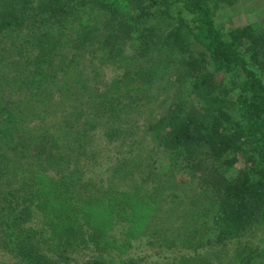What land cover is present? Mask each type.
<instances>
[{
  "label": "trees",
  "instance_id": "obj_1",
  "mask_svg": "<svg viewBox=\"0 0 264 264\" xmlns=\"http://www.w3.org/2000/svg\"><path fill=\"white\" fill-rule=\"evenodd\" d=\"M237 2L0 0V234L20 264L100 252L115 217L139 238L148 209L161 214L160 233L173 220L179 235L188 232L187 244L151 234L152 243L200 249V264L227 258L229 243L264 224V27L224 22L223 7ZM105 66L119 76L109 81ZM176 80L165 115L147 107L154 86ZM83 97L85 114L72 120L65 106ZM111 139L118 147L104 152L98 142ZM146 149L154 172L173 169L203 189L185 215L177 214L178 193L152 204L123 189L153 157L141 159ZM90 155L92 175L115 161L98 188L83 178ZM243 253L236 264H264L260 248ZM193 257L157 264H197Z\"/></svg>",
  "mask_w": 264,
  "mask_h": 264
},
{
  "label": "rangeland",
  "instance_id": "obj_2",
  "mask_svg": "<svg viewBox=\"0 0 264 264\" xmlns=\"http://www.w3.org/2000/svg\"><path fill=\"white\" fill-rule=\"evenodd\" d=\"M222 15L228 16L222 19L224 22L233 26L257 24L259 26L264 27V0H238L237 4L234 7H223ZM8 37V39H11L10 42L16 41L18 39V35L15 32L8 34ZM17 43L21 44L22 40H18ZM101 73H106L107 75L105 76L108 78L109 81L119 76V72L116 73L115 69L111 68V66L103 67V69H101ZM179 85L180 83L176 80L167 87L162 83H159L154 86L153 91L151 93V98L147 100L150 101L147 107L152 108L155 113L165 115L167 109L169 108V104L175 100L174 94L177 91V88L179 89ZM100 86L101 84L98 87ZM102 89L103 87L101 86V93L103 92ZM56 97L58 98V96ZM85 101L86 100L83 97V99L73 102L72 106H65L66 112L73 114L74 117H76H73L72 120H76L77 118H79L78 116L81 113V116L85 114V107L83 105L85 104ZM91 106L94 112L95 109L99 110V108L95 107V104ZM137 120H139L138 126L142 128V120H145V116L142 115L141 118H138ZM106 121H108L107 118ZM74 122L75 121H72V124H75ZM76 127L78 126L75 125L74 128ZM105 130L108 131L107 129ZM115 145L118 147V144L116 143L115 139L98 142V146L100 148H103L102 150H104V152H111V147ZM109 152L105 153L104 156L108 155ZM145 155H150V157L153 155V157L148 158ZM123 156L124 154L122 153V155H119L117 157H120L121 159ZM145 157L147 158L146 161H144L142 164L140 163V166H137L135 168V172L133 174L126 176L128 180L123 182V186L125 187L123 189L128 191V193H130L132 197H135L138 200L144 202L149 201L152 204H156V202L164 204V200H167V202H169V200H173V197H170L169 195L172 194V192H175L179 195V207L176 208L179 209L177 211V214L182 213L183 215H185L186 210H192V208H194L192 203L196 200L195 192L199 193L200 189L203 190L202 188H200V186H197V190H194L196 181L191 179V176L188 177L187 175H183L184 179L180 181L178 179V176L180 174L174 171L173 169L166 170L164 168H161L160 170H156L154 172V166L157 167L158 164L156 162V164L153 166L154 160L152 161V159L155 158L153 152H151L150 149H146L141 155V159ZM93 158V155H90L86 158V160L83 161V163L85 164L84 169L86 173L84 175L82 173L83 178L87 180L89 184L92 183V187L95 185V183L99 182V179H101V177L106 178L107 176H112L115 173L114 170L116 169L115 161L111 163L108 162V164L102 166V168L98 172L101 173V175H92L91 173H89L90 170L87 171V169L89 168V166L93 165V161L95 159ZM49 172L53 174L55 173V169L51 168ZM191 180H193L195 183H193ZM161 184H165V186L160 187L159 185ZM102 185H105V180H103L101 183L99 182V185L96 188L101 187ZM201 206L202 202L200 203V207ZM157 214L158 212L155 211L154 214L152 213V217L151 212L148 209V215H150V218L144 221L145 225L144 230H142L143 234L139 238H137V236L135 238H132L133 231L131 228V222H129L127 219H123L122 217L113 218V229L109 231V233L106 235L107 246L102 251L100 250V252L93 253V251H91L92 249H90V251H86L85 253L78 256L76 259L64 264H83L87 260L100 257L106 259L107 263L111 262L113 264L118 263L120 260L126 262L129 259L136 260L140 264H157L161 263L162 260L165 258H171L172 260L175 259L177 260L175 263H177L181 260V258H188L193 256H195L197 264H200V249L196 250L195 254L187 246L185 248H178L177 246L170 247L169 241H167L168 244L165 242L157 244L152 243L154 241V236L152 237L151 234L157 235L158 238L159 236L167 238V240H169L168 235H170V238L174 239L173 243H175L176 239L177 241L183 240L187 244L185 235L188 232L186 230H183L181 235L177 233L178 230L181 229L180 224H178L179 220H177L176 222L174 220L170 221V229L167 231V228H163L166 231H164V233L162 234L159 232L161 231L160 219L159 221H157L158 224L155 225V221L158 220V217L160 218L161 215ZM154 216L155 218H157L156 220L154 219ZM161 241L162 240L160 239V242ZM237 241L238 242L235 241L234 244L229 243L228 247L225 248L226 251L230 254L227 258H216L213 264H236L239 262L238 257L236 256L240 251H244L243 256L245 253L250 252L254 248H260L262 251H264V224H262L261 226L258 225L257 227L254 226L252 228H249L246 232L241 235L240 238H238ZM219 255L221 256V254ZM0 264H20L19 260L12 257L8 253V249L5 247V242L3 241V237L1 234ZM256 264H261V261L258 259Z\"/></svg>",
  "mask_w": 264,
  "mask_h": 264
}]
</instances>
